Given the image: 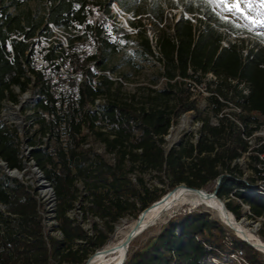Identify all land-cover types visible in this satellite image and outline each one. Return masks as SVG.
<instances>
[{
	"label": "trees",
	"instance_id": "obj_1",
	"mask_svg": "<svg viewBox=\"0 0 264 264\" xmlns=\"http://www.w3.org/2000/svg\"><path fill=\"white\" fill-rule=\"evenodd\" d=\"M29 1L0 0V107L5 99L17 103L12 87L24 93L31 85L38 96L36 110L44 116L33 124L47 137L48 151L34 148L36 142L31 140L34 149L30 156L54 192L55 221L63 241L47 237L46 242L36 199L24 185L12 187L0 178V204L7 206L8 213L3 216L0 212V264H50V260L84 264L87 251L73 249L74 241H86L96 249L105 245L106 235L97 232L92 240L67 216L77 200V179L85 182L92 211L105 221L109 232L113 223L136 209L130 199L140 204L134 216L137 219L164 195L148 199L151 192L141 178L137 179L140 189L128 178L129 173L148 170L162 173L169 180V191L184 184L194 190L215 192L236 219L241 204L249 207L247 218H264V194L252 193L257 191L256 182L264 180V159L259 158L264 145L252 148L247 140L258 130L257 117L249 116L264 117L263 41L251 40L243 27L228 19L226 22L207 0L169 3L166 8L170 12L182 11L178 18L172 15L171 25L158 31L154 46L141 29L139 16L146 14L165 26L166 8L159 0H45L44 7L38 1L35 8L28 5ZM111 3L134 18L129 25L135 31L136 46L142 55L154 57L161 65L164 90L151 91L154 95L148 107H135L132 102L115 98L102 111L91 113L89 104L109 94L113 85L105 75L99 80L94 68L105 72L106 52L116 54L120 50L122 31L115 26L108 28ZM48 23L66 34L67 47L72 49L64 56L63 47L57 50L51 44L44 48L46 66L41 70L32 57L38 39L51 41L53 37ZM87 41L97 45L94 53L79 52ZM65 57L69 58L72 73L81 74L79 83L70 77L66 82L59 76L52 83L51 75L57 74ZM209 75L213 79L206 81ZM65 82L66 87L57 93ZM202 83L218 117L216 124L204 120L196 143L165 152L160 144L170 126L180 115L197 111L202 96H194L191 89ZM228 105L239 111L231 113L237 119H229L231 115L223 112ZM99 123L109 127V132L99 129ZM84 130L94 134L106 152L114 155L113 165L92 148L84 147ZM20 143L16 133L0 125V161L9 170L23 169ZM243 156L253 162L250 180L241 179L243 174L236 163ZM239 252L246 264H264L260 252L228 235L208 212L190 211L170 219L149 249L126 255L123 264H213L211 260H221L220 255Z\"/></svg>",
	"mask_w": 264,
	"mask_h": 264
},
{
	"label": "rangeland",
	"instance_id": "obj_2",
	"mask_svg": "<svg viewBox=\"0 0 264 264\" xmlns=\"http://www.w3.org/2000/svg\"><path fill=\"white\" fill-rule=\"evenodd\" d=\"M38 1L40 7H44L45 0H30L28 5L32 8H35ZM159 1L163 4L164 8H166L169 3H176L177 0ZM207 1L211 4L212 9L217 12L222 19H225L226 17L234 24L243 27L248 31L251 40L263 41L264 45V27L251 26L254 21H260L262 19L261 16L257 15V13H264V6H261L260 0H251V7L244 4L239 6L244 15L248 17L247 20L241 18L239 13L233 14L232 12L224 10L228 5L232 4V0H227V4L222 3V0ZM110 7L112 9V18L108 20V28L110 29L111 26H115L117 30L122 32L119 34V52L116 54H110L106 52L104 56L106 71L101 72L94 68V72L97 74V77H99V80L102 75H105L113 82L109 94H105L101 97H103L106 102L117 98L118 100L126 101L127 103L132 102L135 107H148L151 105L150 97H153L154 95V93L151 91L162 92L164 90V79L161 76V65L154 57H145L139 52L138 47L136 46L135 31L132 30L129 25V20H133L134 18H132L130 14L122 12L120 8L113 3H111ZM10 11L12 12L13 10ZM181 11V9H178L170 12V10L166 8V19L164 22L165 26L157 24L146 14L139 16L140 23L142 25L141 29L145 30L146 36L149 38L153 46L155 44V37L158 31L171 25L173 23V18H171L172 15L178 18ZM246 24L249 26H245ZM125 35H128L130 38H125ZM66 38V34L62 31H55L51 41H46L43 38L38 39L39 44L35 48L36 55L33 58V64L36 67L46 66V62H44L42 58L44 54V48L51 44L57 50H60V47L66 48ZM71 49L72 48L68 46L65 50L64 56H66V53H69ZM96 49V44L87 41L80 47L79 52L94 53ZM27 76L32 79V76L29 73H27ZM69 77L79 79V76L77 77L75 75L67 76V78ZM210 79L213 78L209 75L206 81H209ZM94 81L96 83L98 82L97 79ZM60 87L64 89L66 84H62ZM213 87V85L210 86V89ZM12 90L13 93L17 94L18 101L16 104L11 103L8 99H5L2 102L0 107V125L5 126L11 134L16 133L21 141L19 148L23 167L22 171L20 172L22 177L18 179L14 176H9L4 169V165H2L0 161V178L3 179L6 184L12 187L18 184L24 185L30 191V194L36 199L46 242L47 237H54L57 240L63 241V237L59 232L57 223L55 221L56 200L54 192L50 183L44 179V175L36 167L30 156L31 150L34 148H40L44 152L48 151L47 137H43L41 135L39 126L33 124L36 119H40V117L44 116L42 112L37 113L36 110L38 96L34 93L31 85H28L27 90L24 93H21L18 87H12ZM191 90L194 96H202L199 107L197 111H190L180 115L178 119H176V121L170 126L167 135H165L163 138V143L160 144L165 152L172 148L178 149L181 145H185L187 143H196V141L200 138L202 132V122L204 120L207 119L210 125H214L217 122L218 117H216L212 111L213 106L207 101V97H209L210 94L208 90H205V84L202 83L198 86H192ZM60 91L61 89H58L56 92L59 93ZM24 94H26V98L23 100L22 98ZM172 104L173 103L170 102V105ZM223 112L229 115L234 112L239 113V111L235 110L232 105H228L226 108H224ZM249 117H257L258 119V130L255 134V137L251 141V145L254 146V144L259 143L257 139H264V117L258 116L256 114ZM229 119L237 118L231 115ZM98 128L105 133L109 132V127L103 126L101 123H99ZM31 140L36 142V146L34 148L30 146L29 142H31ZM87 144L88 147L92 148L93 151L104 161L111 165L115 163L114 155L106 152L105 145L100 140H98L94 134L89 132L87 133ZM236 163L239 167V170L243 174L241 179L250 180V168L253 165V162L243 156L237 160ZM128 167L129 164L126 165V169ZM128 178L138 189H140V185L137 179L141 178L143 184L151 192L149 197H147L148 199L155 195H166V193L169 191V180L165 178L162 173H157L150 170L142 174L134 172L129 173ZM75 187L77 188V200L75 201L73 208L67 212V216L79 224L86 231L87 237L92 238V240L97 235V232H102L107 236V241L104 246L119 242L121 240L119 237H122L127 231L126 229L128 228V225L132 221L137 220L134 219V216L137 214L136 209L140 207V204L135 199H130L131 202H135L136 209H130L120 219L113 223L112 231L109 232L105 221L99 219L92 211L91 204L89 202L90 196L85 182H83L81 179H77L75 181ZM220 201L222 203L224 202V204L226 202L224 200ZM190 211L208 212L212 219L223 225L228 235H233L238 238L234 234V231L222 224L210 210L202 206L189 208V206L185 205L177 208L176 211L172 212L170 216L164 217L159 223L152 226V228L150 227L146 229L147 231L145 230L143 233L134 238L128 247L126 254L127 257L137 250L145 251L149 249L154 243L155 237L167 225V222L170 219L179 213H187ZM0 212L3 214V216H7V206L0 204ZM11 217L12 219H16L15 216ZM237 220H245L247 222V227L249 229H254L255 234L262 240L264 244V219H249L246 217V213L241 210L240 216L237 218ZM1 230L2 225L0 223V231ZM71 246L73 249H86L88 257L94 255L95 252L97 253L99 250L93 245L87 244L86 241L82 240L74 241ZM61 247L62 246H60V248ZM220 259L221 260L215 259L214 261H211L213 264H221V262L226 261H233L235 264L238 263L230 255H220ZM237 259L240 261L239 258ZM49 263L57 264V261L50 260Z\"/></svg>",
	"mask_w": 264,
	"mask_h": 264
},
{
	"label": "bare ground",
	"instance_id": "obj_3",
	"mask_svg": "<svg viewBox=\"0 0 264 264\" xmlns=\"http://www.w3.org/2000/svg\"><path fill=\"white\" fill-rule=\"evenodd\" d=\"M25 98L26 94L23 95L22 99L24 100ZM4 169L9 176H14L18 179L22 177L20 172H9L7 167H4ZM180 187L184 189L177 191ZM205 193L206 192L202 190H190L185 186L179 185L171 194L169 192L166 193L158 202L151 205L145 212L142 220L138 221L137 218L135 221H130L131 223L128 225L127 231L122 237H119L121 240L115 244L101 247V250L99 249L97 253L95 252V254L89 258L88 264H118L123 256H126L128 247L134 238L143 233L146 229L152 228V226L159 223L164 217L170 216L177 208L185 205L189 206V208L202 206L210 210L222 224L233 230L234 234L239 239L246 240L257 248H262L264 246L262 240L255 234V230L247 227V222L245 220H237L229 211H224L223 203L219 199L213 196L208 197ZM147 224L150 225L142 232L135 235L130 242L125 245L126 239L132 232H137ZM138 225H140V227L137 229Z\"/></svg>",
	"mask_w": 264,
	"mask_h": 264
},
{
	"label": "built area",
	"instance_id": "obj_4",
	"mask_svg": "<svg viewBox=\"0 0 264 264\" xmlns=\"http://www.w3.org/2000/svg\"><path fill=\"white\" fill-rule=\"evenodd\" d=\"M114 5H116V3H113ZM47 26L49 27L50 31L52 32V35L55 31H61L59 28H57L56 26H54L53 24L51 23H48ZM64 33V32H63ZM67 42V41H66ZM37 46L35 45L34 46V49L36 48ZM66 48H67V43H66ZM65 48V49H66ZM36 55V54H35ZM35 55L32 57V60H34L33 58L35 57ZM67 56V54H66ZM43 58V56H42ZM44 61V59H43ZM45 62V61H44ZM40 68L41 70L43 69V67H38ZM64 68H65V71H64ZM79 76V79L75 78V80L79 83L82 79L81 77V74L79 73H72V70H71V67H70V62H69V58L68 57H65V59L61 60V64L59 65V68H58V71H57V74H52L51 77H52V83H56L57 80H58V76L62 79H64L66 82L68 81V78L67 76ZM66 82L64 84H66ZM58 89H62L61 87H59ZM75 92H77V89H75ZM107 106V102L105 101V99L103 97H98L96 98L91 104H89V110L91 113H98L100 111H102L105 107ZM37 112H42L41 110H37ZM84 133H88L86 130H84ZM255 134L256 132L254 133V135L250 138V139H247L249 141V145H251V141L252 139L255 137ZM261 141L257 144H254L253 147H258L259 144H263L264 145V139L260 138ZM85 148H88V144L86 142V144L84 145ZM259 158L260 159H264V153L262 155H259ZM2 164V162H1ZM4 164V163H3ZM261 176H264V173L261 174ZM256 189L257 191H254L252 192L253 194H259V193H263L264 194V180H258L256 182ZM242 206V210L247 214L249 215V207L244 205V204H241ZM258 219H264V218H258ZM257 219V220H258ZM230 256H232V258H234L236 260V262H238L237 264H246L245 261L241 258V253H237V254H231ZM240 259V261H238V259ZM213 261L215 259H212ZM221 264H229L228 262H221Z\"/></svg>",
	"mask_w": 264,
	"mask_h": 264
},
{
	"label": "water",
	"instance_id": "obj_5",
	"mask_svg": "<svg viewBox=\"0 0 264 264\" xmlns=\"http://www.w3.org/2000/svg\"><path fill=\"white\" fill-rule=\"evenodd\" d=\"M2 165H4V167H6L5 164L2 163ZM8 171H9V172H18L17 170H9V169H8ZM180 185L185 186L184 184H180ZM185 187L188 188V189H190V190H193V189H191V188H189V187H187V186H185ZM173 190H174V189H173ZM173 190L169 191V193L171 194ZM199 191H200V190H199ZM205 192H206V191H205ZM205 195L208 196V197H211V196L216 197V193H215V192H213V193H207V192H206ZM154 203H155V202H154ZM154 203H153V204H154ZM153 204H151V205H153ZM223 209H224V211L227 212V209L225 208L224 202H223ZM147 210H148V208H146L145 210H143V211L139 214V216L137 217V218H138V221L142 220V218L144 217V214H145V212H146ZM149 225H150V224L145 225L144 227H142L141 229H139L137 232H132V233L129 235V237L126 239V244H125V245H127V244L130 242V240H131L135 235H137L138 233L142 232V231H143L147 226H149ZM139 227H140V225L137 226V229H138ZM240 240L243 241L244 243H246L247 245H249L251 248H253V249H255L256 251L260 252V253L263 255V258H264V246H263L262 248H257L256 246L250 244V243L247 242L246 240H242V239H240ZM100 250H101V249H100ZM90 257H91V256H89V257L85 260L84 264H88V263H89V258H90ZM124 262H125V255L123 256L122 260H121L118 264H123Z\"/></svg>",
	"mask_w": 264,
	"mask_h": 264
},
{
	"label": "snow or ice",
	"instance_id": "obj_6",
	"mask_svg": "<svg viewBox=\"0 0 264 264\" xmlns=\"http://www.w3.org/2000/svg\"><path fill=\"white\" fill-rule=\"evenodd\" d=\"M222 3L227 4V0H222ZM241 4H244V5L251 7V0H232V4L228 5L224 10L228 11V12H232L233 14L239 13L241 18L247 20L248 17L244 15V13L241 11V9L239 7ZM260 4H261V6H264V0H260ZM257 15L261 16L262 19L260 21H254L251 26H253V27H255V26L264 27V13H257ZM225 19L227 22L226 17H225ZM245 26H249V25L246 24Z\"/></svg>",
	"mask_w": 264,
	"mask_h": 264
}]
</instances>
